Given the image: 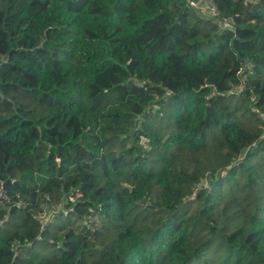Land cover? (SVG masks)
I'll use <instances>...</instances> for the list:
<instances>
[{
  "label": "trees",
  "instance_id": "obj_1",
  "mask_svg": "<svg viewBox=\"0 0 264 264\" xmlns=\"http://www.w3.org/2000/svg\"><path fill=\"white\" fill-rule=\"evenodd\" d=\"M214 2L0 0V264H264V0Z\"/></svg>",
  "mask_w": 264,
  "mask_h": 264
},
{
  "label": "built area",
  "instance_id": "obj_2",
  "mask_svg": "<svg viewBox=\"0 0 264 264\" xmlns=\"http://www.w3.org/2000/svg\"><path fill=\"white\" fill-rule=\"evenodd\" d=\"M186 2L199 15L206 18L214 19L220 29L233 28V21L229 18H224L221 16V13L214 0H186ZM251 66L252 64L248 61L244 65L242 63V67L238 72L240 75V83L234 88L233 91H242L245 88V83L247 80L246 72L251 69ZM250 98L253 99V96H251ZM258 113L260 117L264 120V112ZM19 204H22V202H19ZM52 213L53 211L44 209L41 213L38 214V219L42 227L46 226L51 220Z\"/></svg>",
  "mask_w": 264,
  "mask_h": 264
},
{
  "label": "water",
  "instance_id": "obj_3",
  "mask_svg": "<svg viewBox=\"0 0 264 264\" xmlns=\"http://www.w3.org/2000/svg\"><path fill=\"white\" fill-rule=\"evenodd\" d=\"M246 62H247V59L244 58V59H243V62H242L243 65H244Z\"/></svg>",
  "mask_w": 264,
  "mask_h": 264
}]
</instances>
